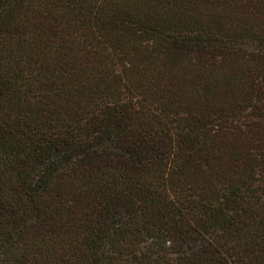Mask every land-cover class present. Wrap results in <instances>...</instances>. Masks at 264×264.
I'll return each mask as SVG.
<instances>
[{
  "label": "trees",
  "instance_id": "16d2710c",
  "mask_svg": "<svg viewBox=\"0 0 264 264\" xmlns=\"http://www.w3.org/2000/svg\"><path fill=\"white\" fill-rule=\"evenodd\" d=\"M0 264H264V0H0Z\"/></svg>",
  "mask_w": 264,
  "mask_h": 264
}]
</instances>
